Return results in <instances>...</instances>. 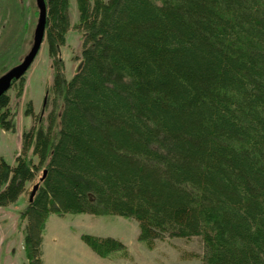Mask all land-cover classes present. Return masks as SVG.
<instances>
[{"label": "trees", "instance_id": "1", "mask_svg": "<svg viewBox=\"0 0 264 264\" xmlns=\"http://www.w3.org/2000/svg\"><path fill=\"white\" fill-rule=\"evenodd\" d=\"M46 5L52 84L41 112L26 104L34 125L14 165L0 158V208L40 172L20 215L26 264H43L46 221L61 214L133 219L147 249L198 237L201 264H264V0H76L82 66L69 81V0ZM12 10L1 52L21 37ZM9 103L0 128L14 132ZM81 240L128 255L113 238Z\"/></svg>", "mask_w": 264, "mask_h": 264}, {"label": "rangeland", "instance_id": "2", "mask_svg": "<svg viewBox=\"0 0 264 264\" xmlns=\"http://www.w3.org/2000/svg\"><path fill=\"white\" fill-rule=\"evenodd\" d=\"M70 2L71 21L77 22L76 3L72 0ZM10 9H14L12 11L16 18L20 17L21 26L17 32L19 34L21 29V37L17 36L7 50L0 51V77L20 64L28 54L38 18L35 0H0V37L15 32L7 34L6 22L10 17ZM81 41V34L71 26L65 36L64 45L58 48L59 58L64 65L63 75L67 81L71 80L82 66ZM24 79H26L24 102H30L38 114L42 110L44 97L53 79L52 63L45 40L25 73ZM12 85L6 94L11 99L9 109L16 113L12 122L14 132H6L0 128V157L9 164L14 162L18 148L16 130L23 126L29 129L34 125L32 119L24 114L23 108H26V104L21 109V97L17 99L18 81H15L14 86ZM33 159L34 163H37L36 158ZM39 178L40 172L32 182L25 184L24 191L14 204L0 208V238H5L0 251V264H23L26 260L25 252L21 247L26 221L21 220L20 215L28 205L33 187L38 183ZM47 222L48 230L44 231L43 237L49 264H201L203 244L200 238H166L157 241L152 249H147L137 241L138 225L130 218L116 215L61 214L50 215L46 224ZM83 234L95 237L111 236L125 245L128 255L99 257L81 240Z\"/></svg>", "mask_w": 264, "mask_h": 264}, {"label": "water", "instance_id": "3", "mask_svg": "<svg viewBox=\"0 0 264 264\" xmlns=\"http://www.w3.org/2000/svg\"><path fill=\"white\" fill-rule=\"evenodd\" d=\"M35 3L38 9V18L33 33L32 46L20 64L13 67L0 77V97L7 93L13 82L18 81L25 75L45 40V26L47 17L46 0H35ZM36 189L37 186H34L30 198L33 197Z\"/></svg>", "mask_w": 264, "mask_h": 264}, {"label": "crops", "instance_id": "4", "mask_svg": "<svg viewBox=\"0 0 264 264\" xmlns=\"http://www.w3.org/2000/svg\"><path fill=\"white\" fill-rule=\"evenodd\" d=\"M74 3H76V0H72ZM104 1H107V0H104ZM69 6H71V2H70V0H69ZM78 18V17H77ZM69 20H70V27L71 26H74L77 22H73V21H71V17H70V14H69ZM26 80V79H25ZM25 86H26V83H25ZM25 86H24V89H23V95H21V98H20V100H21V102H20V107H21V109H22V107H23V105H25V104H27V103H25L24 101L26 100V98H25V95H24V91H25ZM10 102H11V99H10ZM23 102H24V104H23ZM10 105H11V103H9V108H10ZM12 109V108H11ZM23 109H25V107L23 108ZM33 111H34V108H33ZM34 113L35 114H37V112H35L34 111ZM15 115H16V113H15ZM32 124H33V121H32ZM31 127H32V125H31ZM30 127V128H31ZM29 128V129H30ZM29 129H25V127L23 126L22 128H20V129H17L16 130V132H17V145H18V148H17V151H16V154L14 155V162L12 163V164H9V163H7L6 161V163L7 164H9V165H11V166H13L14 165V163H15V158H16V156L19 154V152H20V147H21V136H22V133L23 132H25V131H28ZM0 158H3V157H0ZM4 159V158H3ZM3 210H1V212H2ZM46 230H48V222H47V224L45 225V230L44 231H46ZM96 237H101V238H107V237H109V238H113V237H111V236H96ZM4 240H5V238H0V251H1V247H2V245H3V243H4ZM122 243V242H121ZM123 244V243H122ZM124 245V244H123ZM125 246V245H124ZM21 247H22V250L24 251V248H23V239H22V244H21ZM41 252H42V256H41V259H42V263L43 264H49L48 263V260L49 259H47V247H46V244H45V242H44V237L42 236V243H41ZM27 263V260H25L24 261V263L23 264H26Z\"/></svg>", "mask_w": 264, "mask_h": 264}]
</instances>
